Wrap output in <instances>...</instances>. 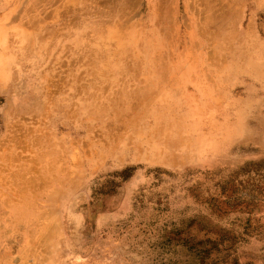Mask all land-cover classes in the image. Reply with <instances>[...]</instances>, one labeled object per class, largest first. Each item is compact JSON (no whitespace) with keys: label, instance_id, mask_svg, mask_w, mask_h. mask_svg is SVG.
<instances>
[{"label":"rangeland","instance_id":"1","mask_svg":"<svg viewBox=\"0 0 264 264\" xmlns=\"http://www.w3.org/2000/svg\"><path fill=\"white\" fill-rule=\"evenodd\" d=\"M220 1L0 0V264H264V0Z\"/></svg>","mask_w":264,"mask_h":264},{"label":"bare ground","instance_id":"2","mask_svg":"<svg viewBox=\"0 0 264 264\" xmlns=\"http://www.w3.org/2000/svg\"><path fill=\"white\" fill-rule=\"evenodd\" d=\"M112 1H115V0H112ZM174 1V5H168V0H133V4L134 6L137 7V10H140V11H143V12H147V11H150V12H153V13H161L162 10H165L166 12H172L174 13L175 15L173 16V18L175 20H177V16L178 14H180L182 11L184 12H189L190 10L195 12L196 10H199V12L201 11H206L207 9H210L211 11H216V10H229L231 8V6L227 3H223V2H219V0H206L205 2H197L196 0H193V4L192 2L190 3V0H173ZM192 1V0H191ZM200 1V0H199ZM211 1H218L219 3L217 4H209L207 2H211ZM115 3V2H114ZM195 3V4H194ZM132 4V5H133ZM90 4H88L89 6ZM91 7V5H90ZM115 7V6H114ZM117 7V5H116ZM133 7V6H132ZM86 9V8H85ZM84 9V10H85ZM92 9V8H91ZM73 10V9H72ZM78 10V9H77ZM101 11V10H100ZM92 11H90V9L87 8V10L85 11L86 14H89L91 13ZM67 13V12H66ZM84 13V14H85ZM163 13V12H162ZM203 13V12H202ZM201 13V14H202ZM213 13V12H212ZM227 13V12H226ZM99 14V12H98ZM164 14V13H163ZM184 14V13H183ZM224 14V12H223ZM102 15V13H101ZM91 17V16H90ZM74 19V18H73ZM72 19V20H73ZM186 22V21H185ZM161 23V22H160ZM68 34V33H67ZM67 37V36H66ZM177 42V41H176ZM90 46V44L88 45ZM92 49V47H90ZM91 51V50H90ZM95 51L92 49V52ZM87 52V51H86ZM92 52H89L86 54V56H89V58H93L94 56V53H93V56L91 57L92 55ZM99 53H102V52H98L96 51V54L99 55ZM103 56V55H102ZM101 56V57H102ZM98 57L97 55L94 56V58ZM100 57V58H101ZM99 58V57H98ZM97 59V58H96ZM96 62V61H94ZM72 64V63H71ZM90 64V63H89ZM64 65V64H63ZM93 69V68H92ZM66 71V70H65ZM83 86V85H82ZM116 92V91H114ZM120 93V92H119ZM117 94V93H116ZM91 95V94H90ZM115 95V94H113ZM122 95V94H121ZM128 95V94H127ZM120 96V95H119ZM90 97V96H89ZM88 97V98H89ZM128 97V96H127ZM99 100V99H98ZM96 102V101H95ZM105 102V101H104ZM111 102V101H110ZM99 104V103H97ZM106 104V102H105ZM103 104V105H105ZM102 105V106H103ZM109 105V104H108ZM107 106V105H106ZM113 106V105H112ZM108 108V107H106ZM80 109V108H78ZM101 114V113H100ZM64 115V114H63ZM86 117V116H85ZM81 118V117H80ZM84 118V117H83ZM79 119V118H78ZM84 120V119H83ZM67 121V120H66ZM69 122V121H67ZM83 122V121H82ZM82 124V123H81ZM66 125V124H64ZM93 125V124H92ZM91 125V126H92ZM81 126V125H80ZM79 126V127H80ZM86 126V125H85ZM78 127V128H79ZM71 129V128H70ZM82 129V128H81ZM84 129V128H83ZM74 130V129H73ZM80 131V130H79ZM58 132V131H56ZM60 132V131H59ZM84 133V132H83ZM89 135V134H88ZM86 137V136H85ZM84 137V138H85ZM88 137V136H87ZM83 137L82 138H77L75 141L78 145L80 146H84L86 144V140L84 139ZM85 163L84 161L82 162V164ZM81 164V163H79Z\"/></svg>","mask_w":264,"mask_h":264}]
</instances>
